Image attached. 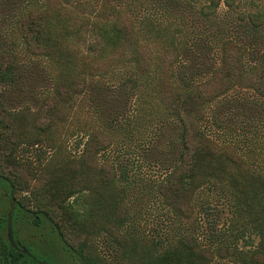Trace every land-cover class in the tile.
Returning a JSON list of instances; mask_svg holds the SVG:
<instances>
[{
  "label": "rangeland",
  "instance_id": "rangeland-1",
  "mask_svg": "<svg viewBox=\"0 0 264 264\" xmlns=\"http://www.w3.org/2000/svg\"><path fill=\"white\" fill-rule=\"evenodd\" d=\"M59 1L94 22L111 21L119 9L124 10L133 20L140 42L150 45L154 58L165 50L176 52L172 82L184 90L212 77L222 63L227 40L247 48L245 64L249 70L260 65L264 54V22L257 26L250 19V15L264 18V0H232V5L222 1L208 16L202 14L208 0ZM47 2L0 0V49L11 52L19 68L15 83L0 86V101L11 114L27 111L33 115L53 93L55 76L50 63L28 51L17 27L23 16L46 9ZM73 39L86 55H101L108 49L92 23ZM156 67L141 75L133 64L117 65L105 77L90 78L87 91L67 106L70 115L51 136L23 142L17 151L9 144L1 152L4 173L21 175L30 184L26 191L20 185L11 189L0 181V243L8 242L25 255L27 264H122V260L123 264H149L151 258L162 255L170 241L183 246L186 235H193L201 251L212 254L211 264H247L253 256L250 254L259 250L261 237L252 224L253 217L241 215L227 183L211 178L204 184L193 201L191 220H181L164 203L158 190L179 163L182 127L161 103ZM93 130L113 138L112 146L99 155L100 164L112 169L129 211L120 228L122 258L116 254L114 238L101 228L90 236V260L84 261L66 246L55 223H62L61 212L52 222L48 215L40 218L18 210V205L28 211L39 210L36 203L41 200L31 193L38 188L35 176L53 169L59 160L78 158ZM203 133L219 144L232 145L254 171L264 173V98L254 90L235 88L209 105ZM27 172L32 178L22 174ZM260 180L263 183L264 176ZM259 195L264 199L263 188ZM258 196L242 201L250 208ZM94 198L93 193L84 191L66 205L80 220L92 223L99 217L97 206L106 212ZM255 210L258 225L263 221L264 203ZM6 254L0 248L3 264L9 260ZM179 264L194 263L182 257Z\"/></svg>",
  "mask_w": 264,
  "mask_h": 264
},
{
  "label": "trees",
  "instance_id": "trees-1",
  "mask_svg": "<svg viewBox=\"0 0 264 264\" xmlns=\"http://www.w3.org/2000/svg\"><path fill=\"white\" fill-rule=\"evenodd\" d=\"M208 1V6L202 9L204 16L214 14L222 1L228 5L233 3L232 0ZM68 8L59 0H48L46 9L30 12L18 21V31L24 38L28 51L50 63L55 84L53 93L40 103L33 115L27 114V111L11 114L0 101V156L9 144L13 151H17L23 142L31 143L34 139L51 136L70 115L67 106L87 91L90 78L105 77L115 66L127 64L135 65L139 74L147 75L157 65L155 73L161 103L167 115L177 118L182 127L179 163L158 190L164 203L181 220H191L194 216L193 201L204 184L211 178L227 183L241 215L249 214L253 217L252 224L257 226L256 231L261 237L259 250L250 254L253 256L245 259V262L264 264V217L258 225L255 219V209H259L264 203V199L258 196L261 188L264 189V182L261 183L260 180L264 173L254 171L251 164L232 145L219 144L203 133L208 106L231 90H254L264 98V54L260 65L249 70L245 64L247 48L233 40H227L223 44L222 63L212 77L190 90H184L172 82L176 52L165 50L162 55L154 58L150 45L140 42L134 22L124 10L119 9L111 21L94 22L87 16H78ZM250 19L257 26L264 22L260 15H250ZM90 23L97 25L100 36L108 45L107 51L101 55L82 53L73 39ZM18 69L13 54L0 49V86L15 83L19 78ZM112 143L113 138L109 134L93 130L78 158L59 160L53 169H46L37 178L35 176L38 188L35 193H31L41 200L36 203L39 210L28 211L21 204L18 205V210L33 212V215L40 218L48 215L52 222L61 215L62 223H55L66 246L84 261L90 260L87 252L90 236L98 233L101 228L114 238V249L122 258L120 244L123 236L120 228L129 208L124 203L123 189L113 180L112 169L108 165H101L99 159V155L108 150ZM9 159L12 160L11 157ZM4 171L0 163V181L9 184L11 189L20 185L27 191L30 183L23 181L24 177L18 174L9 176ZM22 174H29L32 178L28 172ZM258 184L260 187H257ZM84 191L93 193L97 205L101 204L106 209L105 212L97 206L95 210L99 217L92 223L80 220L66 205ZM256 196V204H251L250 208L248 202L242 201L252 200ZM34 222L38 224L39 221ZM174 241L167 244L158 259L151 258L149 264H179L182 257H189L194 264H211L212 254L201 251L193 235L183 237V246L176 245ZM0 244V248L8 252L5 255L9 259L6 264H27L26 256L16 252L8 242ZM156 247L159 249L158 245ZM0 264H3L1 258Z\"/></svg>",
  "mask_w": 264,
  "mask_h": 264
}]
</instances>
